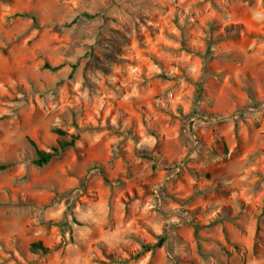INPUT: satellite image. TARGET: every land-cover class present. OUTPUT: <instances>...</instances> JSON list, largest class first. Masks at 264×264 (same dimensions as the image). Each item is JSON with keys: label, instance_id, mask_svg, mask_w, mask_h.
Masks as SVG:
<instances>
[{"label": "rangeland", "instance_id": "rangeland-1", "mask_svg": "<svg viewBox=\"0 0 264 264\" xmlns=\"http://www.w3.org/2000/svg\"><path fill=\"white\" fill-rule=\"evenodd\" d=\"M0 163V264H264V0H0Z\"/></svg>", "mask_w": 264, "mask_h": 264}, {"label": "trees", "instance_id": "trees-1", "mask_svg": "<svg viewBox=\"0 0 264 264\" xmlns=\"http://www.w3.org/2000/svg\"><path fill=\"white\" fill-rule=\"evenodd\" d=\"M22 16L30 17L32 19V22L34 24H37V17L35 14L32 13H23ZM199 86V83H197ZM54 132L58 136L56 144L50 149V150H42L39 149L33 141H30L31 145L34 147L35 151V159L33 163L36 166H43L50 162L52 159L59 157L67 148L72 147L75 143L76 136L67 134L62 129H54ZM9 166L8 163H0V171L6 169ZM166 238L165 236H160L159 239L151 244V245H145L143 247L144 251H150L155 248H159L163 245ZM31 250L32 251H41L43 253H46L48 251V248L43 245L41 242H34L31 244Z\"/></svg>", "mask_w": 264, "mask_h": 264}]
</instances>
